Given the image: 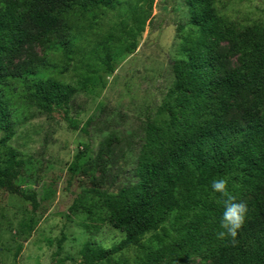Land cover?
I'll return each mask as SVG.
<instances>
[{
    "label": "trees",
    "instance_id": "obj_1",
    "mask_svg": "<svg viewBox=\"0 0 264 264\" xmlns=\"http://www.w3.org/2000/svg\"><path fill=\"white\" fill-rule=\"evenodd\" d=\"M59 1L62 6H57ZM139 1L127 7L129 0H47L49 5L42 7L28 0H0V144L6 148L0 160V188L7 185L16 160V152L7 142L15 133L18 111L22 107L46 114L66 111L78 91L49 75L47 68L12 74L9 57L38 36L55 34L61 21L68 48L59 51L70 59L102 12L121 6L128 9V21L120 20L115 26L124 38L122 51L131 53L149 13L143 4L147 1L150 9L153 2ZM182 2L195 32L183 37V56L171 62L173 80L162 103L165 118L159 124L148 121L141 125L137 141L128 149L135 154L132 176L123 186L109 192L92 181L85 191L97 197L105 209L101 221L123 237L108 248L85 242L79 250L82 264H112L116 255L130 248L141 252L135 264H183L191 256L213 258L215 264H264L263 27L232 21L218 11L216 0ZM26 23L40 32H30ZM222 41L240 54L237 67L223 65L224 56L217 49ZM105 54L103 70L111 73L113 55L108 50ZM243 92L252 98L242 117H228L233 97ZM92 121L93 117L87 119L84 132ZM86 148L74 156L69 179L80 171ZM125 153L119 143L109 148L104 174L110 184L119 176L117 164ZM220 178L227 180L237 202L244 201L248 208L234 244L230 237H217L223 230L224 209L211 183ZM78 208L93 215L90 207L77 201L69 210ZM165 225H170L172 236L165 233ZM160 230L164 233L159 234ZM57 244L59 254L62 239ZM21 248L18 243L13 260Z\"/></svg>",
    "mask_w": 264,
    "mask_h": 264
},
{
    "label": "rangeland",
    "instance_id": "obj_2",
    "mask_svg": "<svg viewBox=\"0 0 264 264\" xmlns=\"http://www.w3.org/2000/svg\"><path fill=\"white\" fill-rule=\"evenodd\" d=\"M28 1L33 6L49 5L47 0ZM138 1L129 0L127 7ZM148 4H143L149 13L138 46L131 53L122 51L124 38L115 26L120 20L128 21V9L121 6L102 12L70 59L59 51L68 48L60 21L55 34L38 36L7 60L12 74L47 68L49 75L78 91L66 111L46 114L34 107L18 111L15 133L7 142L16 152V160L7 185L0 188V264H82L79 250L85 242L108 248L123 237L122 232L101 221L105 209L97 197L85 191L93 181L100 190L115 192L132 176L135 154L128 149L137 141L143 123L159 124L165 118L162 103L173 80L171 62L183 56V37L195 32L182 0H153L150 9ZM57 6H62L60 1ZM216 6L238 24L261 25L264 37V0H216ZM26 25L30 32H40ZM217 49L224 56L225 67L239 65L240 54L230 51L227 41ZM107 50L113 55L111 73L104 72L101 62ZM251 98L244 92L235 95L228 117L241 118ZM90 117L93 121L84 132ZM2 135L0 131V139ZM117 143L126 153L118 161L116 182L110 184L104 167L109 148ZM84 146L81 169L69 179L68 168ZM5 153L0 144V160ZM74 201L90 207L93 215L81 208L70 212ZM170 229L165 225V233L172 236ZM59 239L62 244L57 254ZM18 243L22 248L13 260ZM140 255L137 248H130L116 255L112 264H135ZM183 264H215V259L191 256Z\"/></svg>",
    "mask_w": 264,
    "mask_h": 264
},
{
    "label": "clouds",
    "instance_id": "obj_3",
    "mask_svg": "<svg viewBox=\"0 0 264 264\" xmlns=\"http://www.w3.org/2000/svg\"><path fill=\"white\" fill-rule=\"evenodd\" d=\"M227 184L228 182L224 178L214 179L211 183V189L220 194L224 209L220 221V227L223 230L217 233V237L219 239L230 237V242L234 244L238 231L245 223L248 208L244 201L237 202L236 197L229 192Z\"/></svg>",
    "mask_w": 264,
    "mask_h": 264
}]
</instances>
